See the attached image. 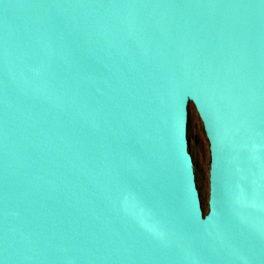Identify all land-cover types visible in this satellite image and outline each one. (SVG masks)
I'll return each instance as SVG.
<instances>
[{
    "label": "water",
    "instance_id": "water-1",
    "mask_svg": "<svg viewBox=\"0 0 264 264\" xmlns=\"http://www.w3.org/2000/svg\"><path fill=\"white\" fill-rule=\"evenodd\" d=\"M0 264H264V0H0Z\"/></svg>",
    "mask_w": 264,
    "mask_h": 264
},
{
    "label": "rangeland",
    "instance_id": "rangeland-1",
    "mask_svg": "<svg viewBox=\"0 0 264 264\" xmlns=\"http://www.w3.org/2000/svg\"><path fill=\"white\" fill-rule=\"evenodd\" d=\"M188 140L189 150L193 158L197 187L205 212L209 196L208 170H209V148L205 137L201 120L192 105L189 106L188 116Z\"/></svg>",
    "mask_w": 264,
    "mask_h": 264
}]
</instances>
